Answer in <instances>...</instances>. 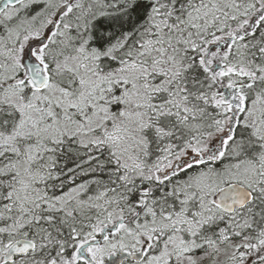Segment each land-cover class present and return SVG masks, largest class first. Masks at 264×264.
<instances>
[{"label":"snow or ice","instance_id":"snow-or-ice-1","mask_svg":"<svg viewBox=\"0 0 264 264\" xmlns=\"http://www.w3.org/2000/svg\"><path fill=\"white\" fill-rule=\"evenodd\" d=\"M0 264H264V0H0Z\"/></svg>","mask_w":264,"mask_h":264}]
</instances>
